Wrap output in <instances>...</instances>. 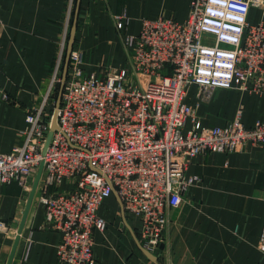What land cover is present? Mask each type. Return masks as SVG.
<instances>
[{
    "label": "built area",
    "instance_id": "built-area-1",
    "mask_svg": "<svg viewBox=\"0 0 264 264\" xmlns=\"http://www.w3.org/2000/svg\"><path fill=\"white\" fill-rule=\"evenodd\" d=\"M74 1L67 2L57 68L65 56ZM253 10L260 14L256 24L250 22ZM127 22L128 18L121 15L115 19L116 29L123 31ZM128 44H134L139 51H136L135 59L129 60L131 64L124 68L123 80L134 69L144 75L138 70L137 62L141 55L146 57L145 49L151 50L154 65L161 67L163 63H169L164 72L174 73L176 79L166 78L162 84L148 85V92L140 94L125 85L132 80L120 82L122 86L118 82L121 76L114 74L104 88L99 86L88 93L83 88L80 94L72 96L73 104L80 107L81 103L79 118L85 125L76 128L74 119L68 118L67 112L63 114V107L58 108L57 130L53 132L45 153L39 154V150L45 148V142L41 143L39 133L32 130L26 135L25 145L0 154V186L4 181H19L27 188L28 175L42 166L37 190L40 199H45L46 227L60 234L56 248L58 264H92L94 232H103L106 228L96 210L113 189L123 210L136 215L140 221V244L151 251L159 250L167 225L166 209L178 207L183 192L196 180L185 176L191 159L227 149L240 152L248 143L264 149V120L250 128L244 127L239 118L227 126L209 129L198 127L196 122L195 128L185 134L184 124L189 116H194V111L182 101L193 85L198 87L201 99H208L218 89L239 87L264 94V0H190L189 12L183 22L166 17L144 19L137 37L125 38L124 45L128 47ZM126 49L129 53V47ZM82 63L83 55L73 51L69 59L70 72L74 69L81 73ZM56 71L55 68L53 82ZM145 94L146 100L143 98ZM137 103L143 112L140 108L136 110ZM145 109H151L155 116L169 119L168 126L162 125L161 121L150 122L148 118L152 116L145 115ZM113 112L123 113L133 123L116 126L123 130L119 138L113 130L107 135L99 120L101 113L109 119ZM26 114V126L39 127L40 133L50 131L52 117L47 121L43 109L32 108ZM95 116L100 124L93 126L90 117ZM100 132H104L106 138L102 142L98 140ZM162 132H165L164 136L156 140ZM76 134L82 135L77 139L83 147H76L78 151L72 153L62 148L64 141L71 144L70 138ZM100 144L102 147L109 145L110 149H100ZM95 148L100 150L97 152ZM67 155L69 160H66ZM137 159L141 163H136ZM65 177H77L78 180L70 190L59 193L57 187ZM49 183L50 194L45 195L44 187ZM132 190L139 193V199H132ZM146 199H149L147 203ZM146 215L152 216V220ZM0 230H5L2 221ZM262 234L264 239V231Z\"/></svg>",
    "mask_w": 264,
    "mask_h": 264
},
{
    "label": "crops",
    "instance_id": "crops-1",
    "mask_svg": "<svg viewBox=\"0 0 264 264\" xmlns=\"http://www.w3.org/2000/svg\"><path fill=\"white\" fill-rule=\"evenodd\" d=\"M67 2L0 0V154L22 145L26 113L49 94ZM189 5L190 0H81L73 48L84 53L82 68L92 73L102 66L126 67L124 41L139 33L142 19L182 22ZM120 15L128 18L121 32L115 27ZM198 90L191 86L185 103L194 107L200 126L224 127L238 116L250 128L264 120V94L218 89L203 101ZM191 126L187 118L184 130ZM185 176L196 180L183 192L178 207L166 209L164 242L152 253L156 263L138 247V219L123 212L112 193L98 209L106 228L94 232L92 264H264L257 249L264 225V149L249 143L240 152L200 154L190 160ZM72 187L63 181L57 188ZM29 195L16 181L0 189V221L12 233H0V264L11 252ZM59 238L45 225L43 204L33 199L19 234L15 264H58Z\"/></svg>",
    "mask_w": 264,
    "mask_h": 264
},
{
    "label": "rangeland",
    "instance_id": "rangeland-1",
    "mask_svg": "<svg viewBox=\"0 0 264 264\" xmlns=\"http://www.w3.org/2000/svg\"><path fill=\"white\" fill-rule=\"evenodd\" d=\"M75 3H76V0L74 1ZM190 6V5H189ZM74 8H75V6H74ZM258 12V11H257ZM257 12H253L252 13V16L250 17V22H253V23H256V22H258V20L260 19L259 18V12L257 13ZM73 13H74V10H73ZM121 16V15H120ZM120 16H117L116 17V20H117V18L118 17H120ZM156 18H159V17H155V18H146V19H156ZM72 20H73V16H72V19H71V23H72ZM142 20H144V19H142ZM183 22V21H182ZM141 23H142V21H141ZM116 27V26H115ZM63 30H64V27H63ZM140 30H141V28H140ZM140 32V31H139ZM62 33H63V31H62ZM123 34V33H122ZM139 34V33H138ZM137 34V35H138ZM137 35L135 36V37H137ZM63 38V36L61 35V37H60V41H59V46H60V44H61V39ZM134 45V44H133ZM133 45H130V44H128V47H129V49L131 50H129V53H128V63H127V65H126V67L128 66V64H131V63H129V60L130 61H132L133 59H135V54H136V51H139L136 47H134ZM74 46V45H73ZM135 46H138V44L137 43H135ZM127 46H125V48H128ZM60 48V47H59ZM146 51H144L143 53L146 55V57H144L143 58V55H141L140 57H139V61L137 62L138 63V67H139V69L138 70H140V71H143V74L144 75H142V72H137V70L136 69H134V71L132 70V72L131 73H129V74H127L126 75V78H125V80H123L122 79V77H123V74H122V72L123 71H125L124 70V68H126V67H124V68H112V67H110V66H106V67H104V66H102L101 67V69H99V71L98 72H92V73H88V72H86L83 68H82V66H83V64H84V53L81 51V50H78V49H72V51H71V53H70V55L73 53V51L74 52H79V53H81L82 55H83V63H82V65H80V71H81V73L78 71V70H72L71 72H70V67H69V61H68V68H67V75H66V78H65V81H64V84H63V88H62V93H61V98H60V103H59V106H58V108H62L63 107V114H64V112H67L66 113V115H67V117L68 118H71V119H74V121H73V123L75 124V127L76 128H78V127H82L83 125H85V123H81L82 121H81V119L82 118H79V116H81V114H80V107H81V103H80V107L78 106V105H75V104H73L72 103V101L74 100L73 98H72V96L74 95V94H76V93H81V91H82V89L84 88V89H87V90H85V92L86 93H88V92H90V90H96V88L97 87H99V86H102L103 88H104V86L106 85V83H107V81L114 75V74H116L117 76H121V79L119 80L118 79V82L120 83H123L124 81H128V82H130V80H132V82L130 83V84H125V85H129L130 87H131V89L133 90V89H136L140 94H143V93H147L148 92V90H149V86L148 85H151V84H157V83H160V84H162L163 83V81H164V79H166V78H169V79H176V76L174 75V73H170V74H166L167 72H164V70H166L169 66H170V64L169 63H163L162 65H161V67H160V69H159V67L158 66H156V65H154V63H153V60L151 59V56H152V54H151V50L150 49H145ZM59 54V53H58ZM70 55H69V59H70ZM64 58H65V56H63L62 57V60H61V64H59V68H57L56 67V65H57V62H58V55H57V57H56V65H55V68L56 69H58V71H56V80L53 82L52 80H51V83H50V86H49V94L44 98V100H43V102L39 105V106H37V107H35V108H40V110L41 109H43L44 110V112H45V116H46V119H47V121H49L50 120V117H52V115H53V111H54V109H55V103H56V99H57V94H58V90H59V85H60V81H61V75H62V67H63V65H64ZM143 58V59H142ZM261 60H259L258 62H260ZM74 61L72 62V66L74 67ZM71 64V63H70ZM256 66H258V65H256ZM54 68V69H55ZM250 70H254V69H250ZM68 71H69V73H68ZM71 73V74H70ZM68 74H69V76H70V81H69V76H68ZM83 74H85L86 76H83ZM94 77V78H93ZM67 81H69V83L66 85V83H67ZM70 83H71V85H70ZM120 83V84H121ZM122 86H124L123 84H121ZM115 88H117L116 87V82H115ZM238 90H241L242 92L244 91V92H250V91H248V90H246V89H243L242 87H239V88H237ZM187 93H188V90H187ZM82 94H84V93H82ZM50 95V96H49ZM178 95H181V94H178ZM177 95V96H178ZM186 96H187V94L184 96V98L182 99V101L185 103V99H186ZM198 96H199V90H198ZM143 98H144V100H146L147 99V96H146V94L143 96ZM199 98L201 99V97L199 96ZM49 99V100H48ZM201 100H205V99H201ZM78 101V100H77ZM46 102H48V103H50V110L49 111H47V109H46V106H47V104H46ZM71 102V103H70ZM182 102V103H183ZM172 103V102H171ZM183 103V104H184ZM186 104V103H185ZM151 105H154V104H152L151 103ZM186 105H188V104H186ZM192 107V106H191ZM140 108V110L143 112V108L142 107H140V103H137V106H136V110H138ZM169 108H171V105H170V107ZM121 109V108H120ZM152 109V108H151ZM151 109H150V111H148L147 109H145V115H147V114H150L152 117L151 118H148V120L150 121V122H155V123H158V122H162L163 124L162 125H164L165 127H167L168 126V123H169V119H165V117H159L158 115H156L155 116V114H152L151 113ZM135 110V111H136ZM135 111H134V113H132V114H135ZM193 111H194V116H195V118H194V116L193 117H191V116H189L188 118H190V120H191V122H192V120H193V122H192V126H191V128L189 129V130H187V131H185L184 129H183V132H186L185 134H187L193 127H194V123H196V122H198V120H197V117H196V115H195V109H194V107H193ZM121 112H122V110H121ZM125 113V112H124ZM27 114L25 115V122L27 123V121H28V119H27ZM96 118H97V116H95V117H90V120H93L94 121V125L93 126H95V125H99L100 124V122H97L96 121ZM237 118H239L238 116L237 117H235L231 122H233L234 120H236ZM164 119V120H163ZM99 120H101L102 121V123L104 124L103 126L105 127V129H104V132L107 134V135H109V133L111 132V130H113V134L115 133V136H116V138H119L120 137V134L122 133V131L123 130H121V129H119V128H116V126H118V125H126V126H130V125H133V123H131L129 120H127L126 118H125V116H124V114L123 113H121V115H119L118 113H116V112H113V114H112V117L111 118H107V116H104L103 115V113H101V115H100V118H99ZM163 120V121H162ZM133 121V120H132ZM135 121V120H134ZM158 121V122H157ZM230 122V123H231ZM230 123H228V125L230 124ZM93 126H91V128L93 129L94 127ZM125 126V127H126ZM184 126H185V124H184ZM227 126V125H226ZM171 127H173V126H171ZM198 127H200V125L198 126ZM202 127H204V128H207V129H209V127H207V126H202ZM210 127H213V126H210ZM113 128H115V129H113ZM184 128V127H183ZM195 128V127H194ZM85 129H87V128H83V130H85ZM35 131V132H38L39 133V141L41 142V143H43V142H46V139H47V134H48V132H46V133H40L39 132V127H37V128H34L33 126H26V128L22 131V134H23V137H24V140H23V142L25 141L26 142V140H27V138H26V135L27 134H29L30 133V131ZM86 131H89V130H86ZM167 131V130H166ZM104 132H100V134L98 135V140H100V142H102L103 141V139L105 138V136L103 135L104 134ZM164 133L165 132H162V135H157V137H156V140H158L159 139V137H163L164 136ZM80 136H82L81 134H76V136L75 135H73L70 139H71V144H67L65 141H64V145H61L62 146V148H66L68 151H71V153L72 152H76V151H78L77 150V148L76 147H79V146H81V147H83V144H82V142H80L77 138H80ZM106 139V138H105ZM50 141H51V139H50ZM49 144H50V142H49ZM249 144V143H248ZM23 145H25L24 143H22V145H20L19 147H22ZM247 145V144H246ZM245 145V146H246ZM257 145V144H256ZM49 146V145H48ZM244 146V147H245ZM243 147V148H244ZM261 147V146H260ZM48 148V147H47ZM103 148H105V151H107L108 149H110V146L109 145H106L105 147H102L101 146V144H100V149H103ZM263 148V147H262ZM99 148H95V151H99L100 150ZM42 150V149H41ZM41 150H39V154H41V153H43V151H44V149L41 151ZM227 151V152H226ZM226 151H224L225 153H234V152H231V151H229V149H227ZM46 152V151H45ZM166 152H167V150H166ZM96 153V152H95ZM207 153H214V152H207ZM205 154V153H204ZM95 157V156H94ZM96 159H98L97 157H95ZM66 160H69V155H67V157H66ZM136 163H141V160H139V159H137L136 160ZM144 163H146L145 161H144ZM63 166H65V164L63 163ZM66 166H68V165H66ZM75 167H77V164L75 165ZM37 172L38 171H36V172H34V173H30L29 175H28V177H27V179L29 178V180H28V185H27V188L28 187H32V185H33V182H34V179H35V177H36V174H37ZM86 172H88V171H86ZM85 172V173H86ZM26 179V180H27ZM65 179V181L66 182H68L69 184H72L73 185V183L75 182V181H77L78 180V178L77 177H75V178H69V177H65L64 178ZM40 181V180H39ZM39 181H38V183H39ZM12 182V181H11ZM16 182H18L19 184H20V186L26 191L27 190V188H26V185H25V183L23 184L22 182H19V181H16ZM10 182H6V181H4L3 183H2V185L0 186V189H1V187L2 186H4V185H6V184H9ZM30 184V185H29ZM28 191V190H27ZM43 191V190H42ZM44 191H46V193H44L45 195H47V194H50V183L47 185H45V187H44ZM58 192L59 193H62V192H64L63 190H58ZM43 194V197L45 196ZM131 197H132V199H134V198H136V199H139L140 198V195H139V193H137L135 190H132V193H131ZM50 198V197H49ZM57 200H58V198H57ZM38 201L41 203V204H43V206L45 205V199L43 198V199H40V196L38 197ZM149 201V199H146L145 200V202L147 203ZM61 204V202L59 201V205ZM77 204H78V202H77ZM78 206V205H77ZM100 207V206H99ZM44 209H45V206H44ZM97 209V208H96ZM99 209V208H98ZM124 212L125 213H127V214H129L127 211H125L124 210ZM96 213H97V215L99 216V214H98V210H96ZM131 215H133V214H131ZM134 216V215H133ZM136 216V215H135ZM134 216V217H135ZM148 215H146V217H147ZM100 218H102L101 216H99ZM148 217H150V219L152 220V216H148ZM45 218H46V214H45ZM137 218V217H136ZM78 219V218H77ZM103 219V218H102ZM138 219V218H137ZM153 219H155V220H157L156 218H153ZM104 220V219H103ZM154 222V221H153ZM138 223H140V221H139V219H138ZM167 223H168V219H167ZM5 224V230H0V233H5V234H9L10 232V230H11V227L10 226H8L6 223H4ZM151 224H153V223H151ZM139 228H140V226H139ZM166 228H167V225H166ZM166 228H165V232H166ZM263 231H264V225H263V227H262V229H261V233H260V237H259V240H258V243H257V249H258V251H260V253H262L263 255H264V239L263 238H261V236L263 235L262 233H263ZM58 233V232H57ZM11 235H12V233H10ZM59 234V233H58ZM60 235V234H59ZM10 236V235H9ZM15 237H14V239L18 236L17 234L16 235H14ZM163 236L165 237V234H163ZM261 238V239H260ZM60 239V238H59ZM137 239H138V242L140 243V236L139 235H137ZM163 242H164V239H163ZM141 245V244H140ZM142 246V245H141ZM162 246V245H161ZM143 247V246H142ZM57 248V247H56ZM144 249H146L145 247H143ZM161 248V247H160ZM262 249V250H261ZM147 251H149V252H151V253H154V252H156V251H158V250H153V251H151V250H148V249H146ZM16 251V250H15ZM16 253V252H15ZM10 255V254H9ZM56 257H57V255H56ZM8 258H9V256L7 257V259H6V261L4 262V264H6V262L8 261ZM13 261H14V264H15V254H14V257H13ZM92 261H93V250H92ZM58 263V262H57ZM66 264H68V263H66Z\"/></svg>",
    "mask_w": 264,
    "mask_h": 264
},
{
    "label": "water",
    "instance_id": "water-1",
    "mask_svg": "<svg viewBox=\"0 0 264 264\" xmlns=\"http://www.w3.org/2000/svg\"><path fill=\"white\" fill-rule=\"evenodd\" d=\"M80 1L81 0H76V3H75L74 13H73V20H72V23H71V26H70L68 41H67V45H66L64 65L62 67L61 81H60L59 90H58V94H57V99H56V103H55V109L53 111V115H52V118H51L50 131H48V134H47V139H46V142H45V148H44L43 153H45V151H46V149H47V147L49 145V142H50V139L52 137L53 132L57 130V123H56L57 110H58V106H59V103H60V98H61L63 84H64V81H65V78H66V75H67L69 55H70V53H71V51L73 49V45H74L75 40H76L77 17H78V12H79V8H80ZM41 169H42V166H40V168L38 169V172H37L36 177L34 179L33 185L31 187L29 199H28L26 208H25V210L23 212V217L21 219L20 227H19V230H18V233H17L18 236L14 240L13 247L11 249V252H10V255H9V258H8V261L6 262V264H14L13 257H14L15 250H16V247H17V244H18L19 234L21 233L22 226L24 224V221L26 219L28 211L30 210V206L32 204L33 199H38V197L40 196L39 192L36 191V187L38 185V181H39V178H40V175H41ZM112 193H114L115 196L117 197V199H118V201H119V203H120V205L122 207V210H123L122 203H121V201H120L119 197L117 196V194H116L114 189H113ZM123 212H124V210H123ZM138 247L152 262L156 263V256L155 255H153L151 252H149L146 249H144L140 245V243H138Z\"/></svg>",
    "mask_w": 264,
    "mask_h": 264
},
{
    "label": "bare ground",
    "instance_id": "bare-ground-1",
    "mask_svg": "<svg viewBox=\"0 0 264 264\" xmlns=\"http://www.w3.org/2000/svg\"><path fill=\"white\" fill-rule=\"evenodd\" d=\"M37 188H38V186L36 187V191L39 192V191L37 190ZM30 191H31V187H30V189H29V192H30Z\"/></svg>",
    "mask_w": 264,
    "mask_h": 264
},
{
    "label": "trees",
    "instance_id": "trees-1",
    "mask_svg": "<svg viewBox=\"0 0 264 264\" xmlns=\"http://www.w3.org/2000/svg\"><path fill=\"white\" fill-rule=\"evenodd\" d=\"M72 16H73V14H72Z\"/></svg>",
    "mask_w": 264,
    "mask_h": 264
}]
</instances>
